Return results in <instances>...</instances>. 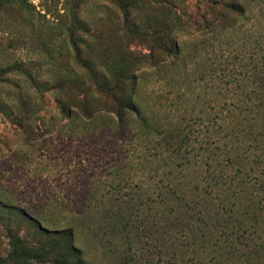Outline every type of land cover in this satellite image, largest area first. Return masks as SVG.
I'll return each instance as SVG.
<instances>
[{"label":"rangeland","instance_id":"374dc122","mask_svg":"<svg viewBox=\"0 0 264 264\" xmlns=\"http://www.w3.org/2000/svg\"><path fill=\"white\" fill-rule=\"evenodd\" d=\"M25 1L0 17V257L12 234L71 230L84 264H264V0H172L179 53L136 72L141 117L121 127L106 98L91 120L62 118L52 87L74 77V1ZM138 1L141 17L168 12ZM233 1L245 15L221 17ZM122 16L114 0L82 6L96 55L149 53Z\"/></svg>","mask_w":264,"mask_h":264},{"label":"trees","instance_id":"16d2710c","mask_svg":"<svg viewBox=\"0 0 264 264\" xmlns=\"http://www.w3.org/2000/svg\"><path fill=\"white\" fill-rule=\"evenodd\" d=\"M73 1L67 41L72 46V57L76 65L71 70L74 77L59 79L52 87L60 115L69 120L82 113L91 120L101 112L97 105L98 100L106 98L112 101L110 113L116 116L118 126L121 127L130 114L135 113L141 117L140 110L134 104L136 72L147 63L156 66L159 62L178 55L179 46L175 32L185 24L174 9L172 0H164L168 10L165 16L154 13L145 18L140 16L138 0H114L123 14L121 24L124 33L126 32L125 38L129 41L135 36H151V45L147 47L149 53L136 54L129 48H124L106 49L96 55V45L102 40L101 33L93 32L92 26L96 27V22L91 26L80 18L82 6L93 0ZM27 4L25 0H0V17L9 5L26 10ZM223 8L221 17L226 12H235L240 16H244L246 12L243 3L238 1L226 3ZM213 11L216 12L215 9ZM69 84H73L70 89L67 86ZM37 85L41 86L39 83ZM71 89L79 96H68L67 92ZM25 107L28 109L26 103ZM23 122V119H18L19 124ZM17 211L25 216L23 211ZM26 219L33 221L39 232L43 231L42 222L29 216ZM54 234L57 235L49 240L32 244L12 234L10 251L6 257H0V264H84L82 251L73 245V232L65 230Z\"/></svg>","mask_w":264,"mask_h":264}]
</instances>
